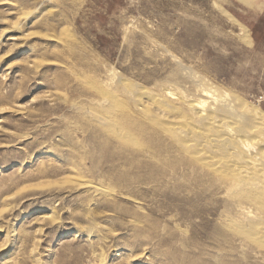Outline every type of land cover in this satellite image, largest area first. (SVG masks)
Segmentation results:
<instances>
[{
	"label": "rangeland",
	"instance_id": "rangeland-1",
	"mask_svg": "<svg viewBox=\"0 0 264 264\" xmlns=\"http://www.w3.org/2000/svg\"><path fill=\"white\" fill-rule=\"evenodd\" d=\"M110 67L200 99L202 77L264 112V0H0V264H264L232 199L190 168L162 177L181 159L151 157L134 111L117 122L136 141L92 120Z\"/></svg>",
	"mask_w": 264,
	"mask_h": 264
},
{
	"label": "bare ground",
	"instance_id": "bare-ground-1",
	"mask_svg": "<svg viewBox=\"0 0 264 264\" xmlns=\"http://www.w3.org/2000/svg\"><path fill=\"white\" fill-rule=\"evenodd\" d=\"M229 18L232 24L238 28L241 26V38L247 42V28L231 15ZM46 22L44 25L49 27L50 24ZM82 61L86 62L84 59ZM178 65V70L183 72L182 77L191 79L193 72L190 73ZM198 78L201 81L197 87L201 88L204 96L201 99L190 96L185 90L175 92L169 88L165 91L161 89L164 93H157L137 89L122 80L115 68H107L106 81L95 86V93L101 98L96 102L97 111L93 106L96 113L90 117L117 137L136 141L132 132L117 122L119 115L129 117L125 109L130 113L134 111L141 118V122L146 124V129H151L148 132L158 137L155 147L144 144L139 149L146 150L151 147L152 158L158 156L160 159L171 153L173 156L179 155L181 159L175 165L168 164L169 157L163 159L161 167L164 164L166 166L161 171L162 177L168 172H177L178 166H182L190 168V172L196 174L197 178L208 179L212 189L203 186V193L210 191L214 195L223 194L232 199V205L238 215L242 216V219H230L233 226L239 229L247 225L253 238L264 242V112L242 95L228 89H218L210 80L209 82L202 77ZM173 79L178 81L176 77ZM81 82L85 86L84 80ZM145 94L152 100L151 106L144 104L145 101L142 102V95ZM78 111V114H84L80 107ZM91 112L88 114H92ZM85 117L84 114L83 118ZM163 131L167 137L162 134ZM79 186L87 187L98 194L105 191L97 186L92 188L86 183Z\"/></svg>",
	"mask_w": 264,
	"mask_h": 264
}]
</instances>
